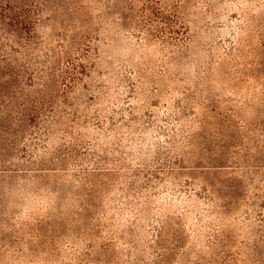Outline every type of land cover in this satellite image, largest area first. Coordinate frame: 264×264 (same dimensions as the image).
<instances>
[{
  "label": "rangeland",
  "instance_id": "1",
  "mask_svg": "<svg viewBox=\"0 0 264 264\" xmlns=\"http://www.w3.org/2000/svg\"><path fill=\"white\" fill-rule=\"evenodd\" d=\"M38 3L0 54V264H203L215 203H264V0Z\"/></svg>",
  "mask_w": 264,
  "mask_h": 264
},
{
  "label": "trees",
  "instance_id": "2",
  "mask_svg": "<svg viewBox=\"0 0 264 264\" xmlns=\"http://www.w3.org/2000/svg\"><path fill=\"white\" fill-rule=\"evenodd\" d=\"M38 1L39 0H0V54L4 53L5 50H3V47L7 45L6 43H18L16 33L24 26L30 24V22L28 23L26 20V13H32V17L37 15ZM11 37L13 40H9ZM228 111L229 115H233L234 113L232 111L235 112L237 110ZM256 191L258 190L256 189ZM87 205L88 204H78L76 208L78 211H84V213H86V211L90 209L87 208ZM70 206L73 205L70 204ZM239 206L245 211H243V214L246 218H243V220L248 224L244 225L240 222L238 229L230 231L222 230L223 205L215 203V208L211 212L213 214V220L215 218V220L219 221L218 225H213V227L217 226L218 229L210 236V241L205 242V247L209 253L207 260H204L203 264H264V203L252 201L244 202V204ZM137 211L139 212L140 210ZM83 215L84 214H79L78 212L76 217H78L79 220L76 219L75 222L84 223L85 218H83ZM144 216L143 213H140L142 219ZM51 219L52 223L55 224L54 227L59 228V225L56 224L59 219L53 220V218H50V220ZM243 231L245 233H243ZM169 243L173 245L174 237L170 238ZM124 245L128 247L129 242ZM172 245L170 246L171 248H173ZM103 249L106 250L96 253L95 256L89 254L90 258L96 261L94 264H158V262L166 260V252H169H163V250L157 249H151L152 251L146 252L144 247H136L135 245H133L132 251L127 250V252L123 250L116 251L113 247H110V245H106ZM181 253L180 249L177 254H180L179 257H181L180 259L182 260L183 254ZM148 255H153L152 259H156V262L152 259L148 260ZM47 256L49 259H53L51 248L45 257ZM180 259L177 263L181 261ZM196 259L201 260L199 256H196Z\"/></svg>",
  "mask_w": 264,
  "mask_h": 264
}]
</instances>
